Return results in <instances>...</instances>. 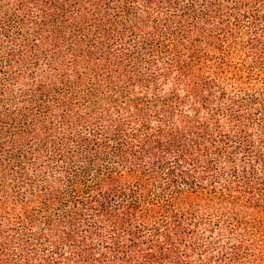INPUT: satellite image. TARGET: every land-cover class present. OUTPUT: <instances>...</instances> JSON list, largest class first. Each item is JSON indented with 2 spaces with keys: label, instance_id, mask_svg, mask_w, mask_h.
I'll return each mask as SVG.
<instances>
[{
  "label": "trees",
  "instance_id": "trees-1",
  "mask_svg": "<svg viewBox=\"0 0 264 264\" xmlns=\"http://www.w3.org/2000/svg\"><path fill=\"white\" fill-rule=\"evenodd\" d=\"M0 264H264V0H0Z\"/></svg>",
  "mask_w": 264,
  "mask_h": 264
}]
</instances>
